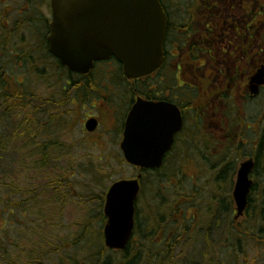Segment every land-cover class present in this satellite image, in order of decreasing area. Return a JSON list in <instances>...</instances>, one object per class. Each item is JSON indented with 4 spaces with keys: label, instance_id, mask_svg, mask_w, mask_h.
I'll list each match as a JSON object with an SVG mask.
<instances>
[{
    "label": "rangeland",
    "instance_id": "374dc122",
    "mask_svg": "<svg viewBox=\"0 0 264 264\" xmlns=\"http://www.w3.org/2000/svg\"><path fill=\"white\" fill-rule=\"evenodd\" d=\"M10 3L13 7L10 5L9 8H11V11H14L16 8H20L22 3L24 7L25 0H14ZM24 11L26 12V10ZM39 12L45 18L50 19V11L47 2L41 5V10ZM25 16L26 14H24V17ZM13 17H15V15H13ZM15 22L16 18L11 19L7 25L8 31H10L11 28L13 29ZM20 25L21 27L19 28H22L23 23ZM31 27L33 26L28 27L25 25L26 39L28 40H26L28 44L27 53L29 56L33 55L32 50H34L35 55L40 51L42 52L41 48L37 50V47L40 46L39 43L36 47L33 46L36 43L35 41L29 46V43L31 44V42H29L30 36L34 34ZM43 32L42 30V34ZM256 32L257 41L260 42L264 37V31L257 30ZM15 35L17 38L15 42L22 44L21 40L24 38H20L22 34L17 33ZM10 42L11 44L14 42L13 38H10ZM13 56L14 54H8L6 57L2 56L3 62L8 67L7 72L12 79L14 78L16 81H24L30 84L31 92L35 94L32 100L37 101V99H39L43 101L41 104L38 102L35 103L36 105H49V101L53 104L60 103L61 99L64 98L61 97L64 91L67 92V97H69V99L67 106L60 107L55 113L49 111L45 112L46 115H38L34 118L37 166L43 167L44 164H42V162H44L47 166L46 172H49L50 178L56 175V166H60L64 172L63 180L58 178L57 181L63 182L61 188L62 192L60 194L56 193L57 191H61L60 189L52 191L48 188L47 179L43 176H38L41 212L38 211L37 207L29 206L24 210L20 209L19 211L13 212L12 218V214L9 213V211L0 217V264H8L9 262L6 260L13 261L15 264H32L30 258L33 259L35 257L42 260L39 264H54L58 258L64 259L65 261L67 256L76 255L83 257L84 255L80 251V247L83 245L79 246L76 250H69L68 254L63 253L61 256H57L58 258L45 257V249H54L56 247L66 252L69 245L80 235V223L88 217L94 221L92 227L96 231H101L104 223H96L94 219L100 212L102 213L105 194L109 185L122 179L132 180L137 176V170L123 162L121 152L118 148L120 141L118 136L120 124L118 126V123L121 122V116L126 114L125 110L127 106L121 103L124 106L116 107V105L113 107V110H110L105 103L101 101L100 105H97V108L94 110L87 105L83 107L81 96L75 95L79 87L78 76L68 78L67 74L61 71L57 72L51 60H48V65L45 68L39 66V68H32L28 71V66H24L16 69L14 68V62H12ZM37 57H39V54H37ZM107 65L108 63L104 64L103 67L98 66L94 70L95 86L103 88L105 85L112 86V84L108 82L113 81L112 78L115 74V80L122 83L121 80L119 81L118 79L120 74L115 72V68ZM111 65L114 64L111 63ZM25 67L26 69L24 71ZM110 71H112V73ZM106 72L108 74H106ZM210 81L211 79H209V82ZM73 83L77 84L71 86ZM127 84L128 83H125V85ZM213 87H216V90L220 88L224 89L222 84L218 83L216 85L212 81L209 89L211 90ZM198 91L200 94L196 99L184 98V100L187 99L190 104L187 100L183 103L187 104L184 114H186L188 119L184 121L185 128L182 131V141L180 138V146L176 148L175 152L167 156L166 167L163 171L172 177V183L176 186L177 192L179 191L184 194L191 192L193 189H201L203 191L210 189V184L212 182L211 176L215 172V170L210 172L208 168L209 162H212L210 159L214 160L211 153L207 152L209 154L206 155L205 150L203 151L201 148L198 151H194V153L192 150L188 151L187 149L192 148V146L188 148L183 146L185 145L186 137H189L188 143L192 145L200 141L209 142L212 139L219 142L222 137L218 135L227 132V135H233L234 137L232 142L227 144H229V146L241 147L242 154H245L244 157L249 158L251 154L249 151L253 147V144H255V141L257 142L260 140L258 139L259 137H255H257V135L261 136V131L264 129V91H262L259 96L253 97L252 99L232 93H224L219 96L214 93L213 95L207 94L206 96V91L205 93L201 90ZM188 105L192 106V110H190L191 106ZM198 111L202 114L198 123L201 125V131L204 135L201 133L198 134V129L196 125H194L192 119V114ZM98 112L100 113L98 115L100 123L95 133H84V116L87 113L98 114ZM193 125L196 136L192 131ZM43 147H45L46 150L44 149V151H41ZM20 156L24 159L22 163H25L24 169L26 172L24 174L20 173V169L17 167L18 160L15 152L0 151V180L16 182V184L13 183L14 186L20 188L14 190L18 192L20 191L19 189L23 190L26 184L28 189L33 187L27 182L29 179L34 178L30 166L31 163L35 162L32 156L31 159L28 160L29 155L26 153H21ZM241 162L242 161H240V163ZM212 164L216 166V163L212 162ZM179 166L181 167L180 169L178 168ZM18 173H20V175H18ZM16 175H18V177H16ZM251 178L255 183V179H253L254 174ZM234 179L235 176L229 191L230 196H232V191L234 189ZM34 180L37 179L35 178ZM260 186L261 184L259 186L257 185L256 189L260 188ZM0 191L1 210L4 208L2 200L6 198L14 200L16 196L11 194L10 198V192L6 191L5 188L4 190L1 188ZM51 192L54 194H50ZM189 196H191V194H189ZM147 199L148 196L147 193H145L144 198L137 203L139 213L137 219L139 220H142L146 213L147 203L145 202ZM207 199L208 195L206 197L202 196L200 205L208 201ZM175 200L177 205L179 204L182 206V209H184L182 210V217L184 219L176 217L174 220L179 224L178 228L186 231L185 233L181 232L180 236L187 241L185 246L179 244L177 247L176 251L178 253V258L175 260L176 264H189V262H184L187 259L194 264H264V234L259 233V236H257L258 239H252V233L255 236V228L257 225L250 223L249 216H243L233 224L235 218L233 214L235 210L234 203L232 205L234 210L229 220L231 224L229 227L230 232L225 237V240H220V245L214 247V251H212L208 259L202 261L198 254L203 250L202 246L204 242L201 234L207 231L206 225L209 223L208 216L205 214L207 210L203 205H198L197 199L194 200L193 204L198 209L190 205L187 207L181 200ZM40 201L38 200L37 203ZM44 203H47V205L45 204L44 206ZM199 207H203L202 212H200ZM197 219V225L191 233L185 230L186 228L190 229L192 227V222ZM169 220L170 218L164 219L162 226L166 227V223ZM183 222H186V228L182 225ZM199 222L200 224H198ZM261 223L262 222H259V228L261 226L264 227ZM238 230L243 238L240 240V252H238V257L235 261L232 258L233 256L230 255L231 252L226 253L224 257L223 253L227 250L231 251V245L235 246ZM163 233L166 232H157L153 237V244L159 245L161 243L160 240ZM170 234H172V230ZM232 237H234L233 241ZM227 244L231 245L226 247ZM85 249V253H93L96 250L93 244H89ZM103 250L108 256H118L117 252L107 251L104 244ZM32 251L36 253L35 256H31ZM3 254L6 258H3ZM101 262H103V259H101L99 264H101Z\"/></svg>",
    "mask_w": 264,
    "mask_h": 264
},
{
    "label": "trees",
    "instance_id": "16d2710c",
    "mask_svg": "<svg viewBox=\"0 0 264 264\" xmlns=\"http://www.w3.org/2000/svg\"><path fill=\"white\" fill-rule=\"evenodd\" d=\"M4 1H6V3H3ZM4 1L0 0V151L15 152L18 160L17 167H19L20 173L23 174L26 171L24 169L25 163H22V160L24 159H22L20 156L21 153H26L29 155L28 160H30L32 156L35 161L31 163L30 166L34 178L29 179L27 182L33 186L32 188L28 189L26 184V186L23 187L24 191L19 189L20 191L18 192L14 190L20 188L14 186L13 183L16 184V182H6V180H0V189L2 188L4 190L5 188L6 191L10 192V198L11 194L16 196L14 200L7 198L2 200L4 208L0 210V217L9 211V213L12 214V218L13 212L19 211L20 209L24 210L29 206L35 208L37 207L38 211L41 212L38 176H43L47 179L48 188H50L52 191H57V189L61 190L62 188L63 182L57 181L58 178L63 180L64 173L59 165L56 166V175L52 178L49 177V172H46L47 166L44 162H42V164H44L45 167L37 166L34 118H36L38 115H44L45 112L49 111L55 113L60 109V107L65 106V102L61 101L60 103L53 104L49 101V105H36L35 103L38 102L41 104L43 101L39 99H37V101L32 100V97L35 96V94L31 92V87L28 82H19L18 80L16 81L14 78L12 79L9 76L7 72L8 67L3 62L2 56L6 57L8 54H14L12 62H14V68L16 69L24 66H28V71H30L32 68H39V66L45 68L48 65V60H51V63H53V65L56 67L57 72L61 71L62 73L67 74L68 78L72 77V74H69L66 69L59 65V63H56L49 52H47L46 42L44 41L45 32L42 36L40 31L35 30V26L32 25V23H34L33 21L28 23V27L33 26L31 27V30L34 32V34L30 36L29 42H31V44L29 43V46L35 41L36 43L33 46L36 47L39 43L40 46L37 47V50L41 48L42 52L40 51L35 55L34 50H32L33 55H28V44L26 42V34H24L26 33L25 21L23 22L22 28H19L21 27V22L16 21L13 29L11 28V30L8 31V19L10 18L9 15L12 12L11 8L9 7L11 5L10 2L14 0ZM7 9L9 10L7 11ZM18 28L20 31L24 30V33L21 35L22 37H20H24L21 40L22 44L15 42V39H17L15 34L21 33ZM14 31L18 32L15 33ZM10 38H13L14 42L12 44L10 42ZM37 54H39V57H37ZM26 67L24 68V71ZM71 86H75V83H73ZM77 89H80V85ZM192 115L195 116L193 121L194 125H196V128L198 129V134L201 133L204 135V133L201 131L202 127L198 123V120L201 119L202 114L198 111ZM187 119L188 118L186 117L185 120ZM194 125L192 127V131L195 135ZM261 134V136L257 135V137H255H259L258 139L260 140L257 142L255 141V144H253V147L249 151L251 153L249 157L254 160L255 169L253 171V179H255V183L250 190L251 194L249 195L248 203L251 204L247 209L249 221L251 224L257 225L256 227L259 226V222L264 223V129L261 131ZM218 136L222 137L219 142H217L215 139H212L209 142L203 141L201 143L193 144L196 145L198 149L195 147L188 148L190 147L187 145L189 137L185 138L184 147L188 148V151L192 150L194 153V151H198L201 148V150H205L206 155L209 154L207 152H210L211 156L214 157V160H210L216 163V166H214L211 161L208 164L210 172L215 170L214 174L211 176L212 182L210 184V189L204 191L201 189H193L191 192H189L191 196L182 192L180 193L179 191L177 192L176 186L172 183V177H170L169 174L163 172L165 170L166 163L162 168L154 170L153 172H143V179L141 181L142 190L140 191L139 195L141 197L140 199H142L144 198L145 193H147L148 199L145 202L147 203L146 213L143 218L141 217L142 220H139L137 219L139 217V213L137 211L135 215L136 225L134 228V243L123 250V252H117L118 256H108L104 253L102 232L100 230L96 231L92 227L94 221L88 217L85 218L82 223H80V235L69 245V248L66 250V252L61 250V248H47L45 249V257L51 258L61 256L63 253L68 254L69 250H76L79 246L83 245L80 247V251L84 255L83 257L76 255L67 256L65 261L64 259H59L57 257L59 260L56 258L57 261H55L54 264H99L101 259H103L101 264H176L175 260L178 258V253L176 251L177 247L179 244L185 246L187 241H185V239L180 236L181 232L185 233L186 231L178 228L179 224H176L174 220L176 217L183 218L181 214L183 212L182 210H184L182 209V206L179 204L177 205L175 199L181 200L185 205H187V207L189 205L196 207L193 203L194 200L197 199L198 205H203L206 208L207 212L205 214L208 216L209 222L206 225L207 231H204V234H201L204 243L202 246L203 250H201L199 253L200 255L198 254V256L202 259V261L208 259L209 255L212 253V251H214V247L220 245V240H225V237L230 232L229 227L231 224L229 223V220L233 212V202L229 191L233 183L232 180L238 170L237 167L240 164V161H243L246 158L244 157L245 154H242L241 152V147L229 146V144H227L232 142L234 138L233 135H227L226 132L225 134ZM44 149L45 147H43L41 151H44ZM178 168L180 169L181 167L179 166ZM20 173H18V175H20ZM18 175H16V177H18ZM35 178L37 180H34ZM260 184V188L256 189L257 185L259 186ZM61 192L62 190L57 191L56 193L60 194ZM50 194L54 193L51 192ZM207 195L208 201L201 203L200 205L201 197H206ZM38 200L40 202L37 203ZM254 203L256 205H254ZM45 204L47 205V203H44L43 205L45 206ZM202 208L203 207H199L200 212H202ZM167 218H170V220L166 223V227H163V220ZM94 220L96 223L105 222L101 212L97 215V217H95ZM198 224H200V222ZM182 225H184V228H186V222H183ZM191 225L193 226L192 229H185L190 233L195 229L194 226L197 224H195L193 221ZM171 230L173 236L170 234ZM158 231L166 233H163L161 236V244L155 245L153 244V237ZM233 240L234 237H232V241ZM89 244H93L96 248L93 253H85V247ZM228 245L231 244H227L226 247ZM234 247L235 246L231 245V251L227 250L224 252L223 257L226 255V253L231 252L230 255L233 256L232 258L236 261L238 254H236V249ZM35 255L36 253L32 251L31 256ZM3 258H6L4 254ZM30 259L32 260V264H39V262L42 261L38 257ZM187 260L184 262L194 264L193 262ZM6 261L9 262L8 264H15L13 261Z\"/></svg>",
    "mask_w": 264,
    "mask_h": 264
},
{
    "label": "water",
    "instance_id": "95a60500",
    "mask_svg": "<svg viewBox=\"0 0 264 264\" xmlns=\"http://www.w3.org/2000/svg\"><path fill=\"white\" fill-rule=\"evenodd\" d=\"M50 7L49 52L69 72L87 74L94 62L113 57L126 78L139 79L163 63L167 19L157 0H51ZM250 84L251 95H257L264 85V68L252 76ZM146 106L139 100L129 113L120 147L128 164L154 169L161 166L172 136L181 130L182 118L178 110ZM96 124L89 121L86 129L94 131ZM238 169L232 195L237 217L248 204L253 160H245ZM138 191V180H120L109 188L103 208L106 248L123 250L127 245Z\"/></svg>",
    "mask_w": 264,
    "mask_h": 264
},
{
    "label": "flooded vegetation",
    "instance_id": "af4514ba",
    "mask_svg": "<svg viewBox=\"0 0 264 264\" xmlns=\"http://www.w3.org/2000/svg\"><path fill=\"white\" fill-rule=\"evenodd\" d=\"M158 2L167 19L166 37L163 41L165 60L158 71L149 77L129 81L123 78L120 65L110 59L94 64L93 72L98 66L103 67L108 63L107 66L115 68V72L120 74L118 79L122 83L115 80V74L112 82L107 81L112 86L105 85L104 88L95 86L94 73L90 72L79 77L80 89L75 93L81 96L83 107L87 105L93 110L101 101L110 110L116 105V107L124 106L121 103L126 104V114L121 116V122L118 123V126L120 124L118 146L121 151L120 145L123 142L128 115L139 100L147 105V108L148 105L153 104L161 106L162 110L170 109L173 112L178 110L184 123L186 119L184 110L187 105L183 104L187 100L184 98L196 99L200 94L198 90L204 93L206 91V96L214 93L217 96L232 93L249 98L252 76L264 66V37L258 42L256 32L264 31V0H158ZM45 3L46 0H25L24 7L22 3L20 8L10 13L8 20L10 22L11 19L16 18V21L21 23L25 21L27 26L33 21L35 30L48 31L49 19L39 12L41 5ZM23 31H20L21 34L24 33ZM208 78L211 79L210 82ZM212 81L216 85L222 84L224 89L216 90V87H213L210 90ZM261 91H264V86L261 87ZM61 97H64L61 101L67 106V92L64 91ZM187 102L189 103L188 100ZM99 114V112L87 113L84 116V133H95L100 123ZM193 118L195 116H192ZM86 121H96L97 127L94 132L85 130ZM184 128L185 126L172 136V142L168 147L169 150L165 151L163 162L167 155L175 152L180 146L179 141ZM243 214L244 217L249 215L247 208ZM263 230L262 226L256 227L255 236L252 233V237L258 239L259 233L264 234ZM242 238L238 230L234 247L236 254L240 252Z\"/></svg>",
    "mask_w": 264,
    "mask_h": 264
},
{
    "label": "bare ground",
    "instance_id": "6f19581e",
    "mask_svg": "<svg viewBox=\"0 0 264 264\" xmlns=\"http://www.w3.org/2000/svg\"><path fill=\"white\" fill-rule=\"evenodd\" d=\"M50 1H51V0H46L48 7H49L50 10L52 11V9H51V7H50ZM110 59L115 60L119 65H121V64L119 63V61L116 60V59H114L113 57H111V58H109V59H106L105 61L110 60ZM197 135H198V134H197ZM201 142H202V141H200V142H198V143H201ZM194 144H197V143H194ZM187 145H188V146H192V148L195 147V148L198 149V147H197L196 145H192V144H189V143H188Z\"/></svg>",
    "mask_w": 264,
    "mask_h": 264
}]
</instances>
